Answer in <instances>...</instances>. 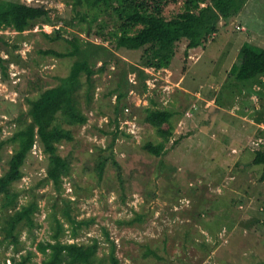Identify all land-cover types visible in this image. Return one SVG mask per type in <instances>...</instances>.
I'll return each instance as SVG.
<instances>
[{
  "label": "rangeland",
  "instance_id": "obj_1",
  "mask_svg": "<svg viewBox=\"0 0 264 264\" xmlns=\"http://www.w3.org/2000/svg\"><path fill=\"white\" fill-rule=\"evenodd\" d=\"M10 1L48 13L22 32L0 30V176L32 103L70 75L74 44L112 53L93 54L92 74L81 72L74 104L84 123L67 117V106L51 107L69 171L58 185L48 179L49 156L37 139L11 186L14 207L4 209L0 198V264H84L74 245L93 246L94 264H264V173L252 163L264 151V75L236 77L243 53L264 49V0H248L188 54L183 40L160 69L142 65L143 48L112 45L122 31L114 8L143 0H108L107 9L95 0ZM154 108L172 112L168 138L145 120ZM150 142L166 150L153 155L144 148ZM30 206L31 219L8 237L3 219Z\"/></svg>",
  "mask_w": 264,
  "mask_h": 264
},
{
  "label": "trees",
  "instance_id": "obj_2",
  "mask_svg": "<svg viewBox=\"0 0 264 264\" xmlns=\"http://www.w3.org/2000/svg\"><path fill=\"white\" fill-rule=\"evenodd\" d=\"M102 3L105 9L110 7L108 0H95ZM179 0H143L138 4L131 6L123 5L120 1V6L114 8L120 19L122 31L113 34L114 42L112 43L115 49L138 50L143 48L142 65L145 67H154L155 69L169 68L176 56L178 44L183 40L186 41L185 54H188L190 49L202 47L216 34L220 28V22L226 21L231 17L238 15L245 7L248 0H184L182 11L166 16L165 8L172 3H178ZM133 5H139L142 10L133 11L130 9ZM141 11V12H140ZM124 12L128 13L123 18ZM48 10L42 6H33L24 2L0 0V30L5 27H13L15 30L22 32L26 30L37 18L47 15ZM139 23L141 29L130 31V25ZM3 41L0 35V46ZM95 51L90 48H81L74 44V50L67 55L76 56L77 60L72 68L70 75L62 80L58 87L50 88L42 92L41 96L32 103L30 109L31 120L28 125L15 133L13 140L18 141V146L15 149L9 160L8 170L0 176V198L4 199L3 208L6 210L14 207L13 198H10V189L12 184L22 177V166L32 149L33 144L37 139L43 145L44 151L48 154L50 166L48 170V179L55 183L59 182L60 177L69 171V164L63 158L57 147V142H61L65 136H59L62 131H57L60 122H55L56 113H51L52 108L56 111L62 110L63 107H68L69 113L67 117L71 118L76 123H84L86 116L79 111L74 104V92L79 86V77L82 71H85L88 76L92 74L90 68L91 56L97 52H104L103 55H110L111 50L103 44H93ZM102 52V53H103ZM3 63L0 58V64ZM143 72V71H142ZM258 75H264V49L255 50L248 49L243 53L238 67L236 69V77L241 80L254 79ZM126 95H119V99ZM52 107V108H51ZM117 109V108H116ZM172 112L169 110L150 109L146 121L158 128L160 134L168 138L171 136V130L165 131L164 125L171 121ZM115 135V134H114ZM59 142V143H60ZM144 148L153 155L160 156L166 150L163 143L154 144L147 143ZM255 165H263L264 173V151H256V155L252 161ZM119 170L121 167L116 165ZM264 177V174H263ZM17 197V195H15ZM32 206L22 210L11 212L7 218L3 219L5 231L8 237H16L15 230L21 223L29 221L31 218ZM62 245L57 244L52 246L54 253H62ZM74 250L79 249V254H83L84 264H94L91 258L95 254L93 246L83 248L74 245L69 246ZM46 247H44V250ZM81 249H83L81 251Z\"/></svg>",
  "mask_w": 264,
  "mask_h": 264
}]
</instances>
